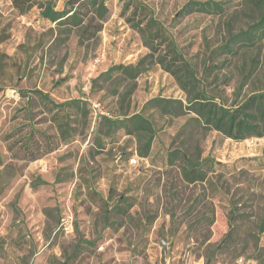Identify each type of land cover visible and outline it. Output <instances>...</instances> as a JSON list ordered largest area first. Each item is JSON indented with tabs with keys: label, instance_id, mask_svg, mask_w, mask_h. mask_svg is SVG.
Instances as JSON below:
<instances>
[{
	"label": "rangeland",
	"instance_id": "1",
	"mask_svg": "<svg viewBox=\"0 0 264 264\" xmlns=\"http://www.w3.org/2000/svg\"><path fill=\"white\" fill-rule=\"evenodd\" d=\"M57 9L66 0H54ZM127 0H106L102 30L85 43L79 29L62 43L56 23L34 6L20 13L12 0H0V264H264V137L234 140L215 130L201 142L204 156L218 163L204 182L188 183L166 159L187 115L171 118L146 103L157 96L185 99L173 75L160 64L133 81L98 79L113 64H135L149 52ZM153 11L203 76L208 90L228 103L264 90V41L232 59L225 69L204 74L209 48L224 38L227 14H179L188 0H141ZM229 13V14H228ZM134 16L136 19L134 20ZM140 17H142L140 15ZM258 58L244 83L239 66ZM135 83L129 106L120 92ZM118 85L119 93L112 90ZM39 89L56 102L86 98L90 125H78L69 141L43 103H29L25 91ZM31 94V93H28ZM143 112L157 134L149 156L135 138L120 132L94 140L100 114ZM35 128L33 148H56L38 159L13 157ZM122 207V212L114 206ZM227 239V240H226Z\"/></svg>",
	"mask_w": 264,
	"mask_h": 264
},
{
	"label": "trees",
	"instance_id": "2",
	"mask_svg": "<svg viewBox=\"0 0 264 264\" xmlns=\"http://www.w3.org/2000/svg\"><path fill=\"white\" fill-rule=\"evenodd\" d=\"M12 1L22 14L38 6L41 17L56 23L60 34H66L65 37L57 38L59 43L64 42L75 28L79 29L80 43L92 39L102 30L109 10L106 0H66L62 9L56 8L54 0ZM242 2L246 5V10L242 12L246 17L245 22L240 24L239 10L230 12L223 23V40L208 50L204 74L229 67L233 58L241 56L247 49L256 47L264 41V0H242ZM131 6H134L135 15L140 13L137 14L139 15L137 20H135L136 16L133 19L149 52L135 64H113L95 81L101 78L107 81L119 76L130 82L150 70L154 64H160L165 71L173 75L185 92V99L157 96L150 99L146 107H157L163 115L173 119L187 115L185 122L173 137L172 147L167 151L166 159L170 165H175L181 170L186 182L207 181L210 178V172L215 170L218 162L213 157L203 154L201 142L206 132L215 130L234 140L264 137V90L228 103L223 96L207 89L197 67L186 58L166 26L154 16L148 5L141 0H127L123 9L127 10ZM229 10V2L225 0H188L179 14L187 16L197 12L223 15ZM252 61L248 70L242 65L239 66L244 83L253 77L258 58L253 57ZM134 88L135 83L131 82L120 92V101L125 103V107L129 106V97ZM110 91L119 93L118 85H114ZM25 93L30 104L34 99H38L49 110L64 141H69L75 135L78 125H90L92 108L86 98L78 97L56 102L48 93L39 89L27 90ZM99 116V122L94 131V140L99 146L104 145L105 138L114 139L123 132L137 140L141 156L150 155L157 134L152 118L143 112L124 113L117 116L100 114ZM35 131V128H32L18 151L14 150L13 146L9 147V150L13 151L14 158L32 161L56 148L50 136L42 132L49 147L39 152L40 149L37 146L38 150H35L34 143H31L32 132ZM5 161L6 155L0 151V164ZM114 209L122 212V207L118 205H115ZM258 229L259 232H264V209ZM206 264L211 262L208 260Z\"/></svg>",
	"mask_w": 264,
	"mask_h": 264
}]
</instances>
